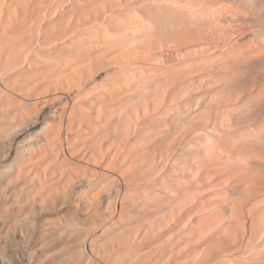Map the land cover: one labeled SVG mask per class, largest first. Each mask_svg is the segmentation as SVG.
<instances>
[{
	"label": "rangeland",
	"instance_id": "obj_1",
	"mask_svg": "<svg viewBox=\"0 0 264 264\" xmlns=\"http://www.w3.org/2000/svg\"><path fill=\"white\" fill-rule=\"evenodd\" d=\"M24 4L29 10L28 19L30 21L36 19L35 12L38 6L43 8V13H46L45 16L43 14L46 38H48L47 36L51 38L46 39L48 44L44 45V49L50 50L49 48L54 46V43L61 46L60 52L57 53L60 58H57L60 64L68 66L66 70L68 68L69 71L61 68L63 71L60 84L62 83L61 86L65 89H60L58 96L55 95L53 100L47 95L48 97H44L45 99L40 97L42 101L36 100V98L26 101L25 108L21 112L22 116H18L16 121H20L22 118L26 119L29 114H33L36 105H38L37 108L42 107L39 108L41 110L40 118L22 132L18 139L37 128L39 129L43 123H46L45 126H47L44 127V130L49 128L50 132L54 126H61L62 130L65 129L63 133H66L65 126L70 118L73 120L75 118L76 121H84L89 118L92 121H90L91 124L99 126V131L104 133L102 134L106 140H104V136L101 139L106 142L103 141L104 144L102 143L101 148H99L101 143H97L96 147H94V143L93 151L92 148H89L92 147L89 146L91 142L87 140L88 138L84 140L83 136L78 138L77 135L72 136V134L64 133V136L68 138H64V136L63 138L67 140L71 138L70 143L75 147H69L68 143L67 146L78 150L80 156H84V151L87 153L86 156L90 157V162L95 158L91 162L92 165L97 164L96 166L101 167L103 157H106L105 160L111 161L114 167L111 164L109 168H106L107 170L104 169V165L101 168L108 174V177H114L107 178L109 182L120 184L130 192L135 188L136 183H142L140 182L141 175L140 177L136 175L142 174L143 163L147 160L148 162L145 164L147 166L154 163V166H150L153 168L152 170L156 169L154 172L160 169L157 171L159 174L157 172L156 174L148 172V174L160 176L161 183L166 179L169 181L170 177L175 175L174 177H177L178 180L176 178L174 180L173 177L167 183H172V180L174 182L181 181L179 179L181 178L189 185V194L186 196L189 195L190 199L189 201L185 199L187 202L190 203L192 197L200 198L204 195L201 197V202L203 201L204 205V209H202L207 213H203L205 214L203 219L209 225L200 224L195 221V216L190 214V219L192 218L190 224L192 225L189 224L191 231L189 233H198V229L211 227L212 222H215L214 224L218 222L214 231L210 227L204 229L211 231L209 234L208 231L206 232L208 237H218L219 234L215 249L209 243L210 239L207 238L209 239V242L207 240L208 245L212 246L208 248L207 252H214V256L217 258H211V262L208 263L209 255H205L207 254L206 250L205 256L202 257H208V259H203L200 256L203 249L201 252L199 251L200 254L197 252L200 257L196 256V259L201 258L202 264L205 260V263L212 264L213 259V261L221 259L213 264L219 262L220 264H264V0H153V2L152 0H26ZM169 13L171 14L169 15ZM49 40H52V44ZM15 51L12 55L18 58V53ZM47 56L52 55H45V57ZM63 68L65 69L64 66ZM74 79L77 81L75 82ZM71 80L74 81L71 82ZM82 88H85L84 92H81V95L77 94ZM0 89H2L1 84ZM115 92H121V94ZM83 93L88 94L84 96ZM50 95L54 96L53 92ZM129 96L130 98H128ZM89 101L91 102L89 103ZM43 102L45 103L42 105ZM78 106H81V110L84 107L83 110L86 112L83 110L80 112ZM71 111L75 112V115ZM78 113L79 115H77ZM99 120L104 122V126ZM112 126L117 128L114 127V129ZM85 128L87 129V127ZM104 129L105 131H103ZM99 131H91L93 133V137H91L99 135ZM120 134L122 136L125 134L124 137L128 134L129 137H126L128 139L131 134L132 137L129 141L123 137L122 139ZM33 137L35 136L33 135ZM117 139L118 141H116ZM122 141L128 142L127 147L132 148L131 151L134 153L142 148L141 156L139 153L136 157L133 154L130 155V150L126 146L123 147ZM180 142L181 144H179ZM137 144L139 145L138 151L136 150ZM109 146L111 152L108 153ZM68 147L63 151L70 150ZM192 152L193 154H191ZM117 155L121 157L119 158ZM122 155L128 157L124 156L123 158ZM111 156H115V159ZM173 156L176 159L179 158L180 162L176 163V160H171L174 158ZM181 156L184 158L181 159ZM83 160L82 158L73 159L75 163L79 164L84 163ZM159 160L162 163L166 162L160 166ZM135 163L142 167H138L137 164L136 166ZM96 166L95 168H99ZM132 166L135 169L130 168ZM92 167L94 168V165ZM128 168H130L129 172L133 171L126 172ZM138 168H142V171L140 169L141 173ZM150 169L148 168L149 171ZM145 171V177L142 175L143 185L144 181L146 184L151 180L160 179L155 175L147 177L148 174L146 176ZM163 173L164 175H162ZM161 175L167 178L164 179ZM127 179L128 184L126 183ZM186 179L188 181H185ZM160 182L158 180L155 183ZM193 187L197 188L195 192L191 191ZM198 190L200 191L198 192ZM129 194L137 195L132 192ZM128 196L129 199H132L131 195ZM193 201L192 199L191 202ZM52 205L49 204L47 210L53 209L54 205ZM210 211L211 213H209ZM44 217V222L51 219L48 215ZM14 218L16 217L11 220L13 221ZM221 218L223 219L220 220ZM16 224L15 220L13 225ZM33 224L31 228L36 236L43 232L44 228L40 222ZM193 224L196 227H192L194 232L191 229ZM235 224L239 226L237 227ZM220 227L221 230H223L222 227L225 228L224 232L220 230ZM237 229H240L239 232ZM233 232L235 233L233 234ZM212 233H216V235H212ZM206 236L203 237L206 238ZM233 236L237 238V241ZM231 239L235 242H232ZM29 245L34 246L32 243ZM208 245L206 243L205 247L207 248ZM218 254L221 258H218ZM211 255L213 256L210 254V257H212ZM194 256L193 258H195Z\"/></svg>",
	"mask_w": 264,
	"mask_h": 264
},
{
	"label": "bare ground",
	"instance_id": "obj_2",
	"mask_svg": "<svg viewBox=\"0 0 264 264\" xmlns=\"http://www.w3.org/2000/svg\"><path fill=\"white\" fill-rule=\"evenodd\" d=\"M25 1L26 0H0V84L2 87V89H0V264H196V263L202 264V262H200L201 258L196 259V256L198 257L200 252L203 249H204L202 251L203 253L201 252L200 256L202 257L205 255L206 256L209 255L208 256L209 259H208V257L207 258L202 257L203 259H208L209 260L208 263L211 262V260H210L211 258H215V257L217 258V256H214V252L209 253L207 251H208V248L211 246V245H208L209 239H210L209 243L212 244L213 248L215 249V247H217L216 243L219 240V234H218V237L217 236H215V237L213 236L214 238L208 237L209 232H211L208 230L210 226L204 227V229L208 228L207 230L200 228V229H198V233H195L193 230L194 228H196L194 224H193V226H191V229H192V227H194L192 229L194 233L193 232H192L193 234L189 233V231H190L189 230V227H190L189 224L192 223V221H191L192 218L190 219V214L191 215L193 214L196 218L195 221H198L200 224H207V225H209V224L205 223V221H204L205 219H203V215H205L207 213L206 210H205L206 212L203 211L204 205H203V201L201 202V197L204 195L201 196L200 195L201 193H199V195L201 196L200 198L198 197L199 196L198 195L197 196L198 198L192 197V199L194 200L193 202H191L192 199L190 200V203L187 202L186 200L189 201V199H190L189 195L186 196L187 194H189L190 187H188L189 185L186 182H184L181 178H179L181 181L174 182L175 178L177 179V177H174L175 175H173L174 180H172L173 181L172 183H167V182H170V180L173 179V177H170L171 179L169 181H167V179H166L165 181H163L161 183L160 182L161 177L155 175L156 172L159 171L160 169H158L156 172H154L156 169L154 168V170H152L153 168H151L152 166H154V163H153V165L148 164V166H147V165H145L146 162H148L146 160L145 163H143V165H144L143 167L138 165L137 163H135V165L137 164L138 167L140 166L143 168L142 174L136 175L139 177L141 175L140 182L143 183L142 180H144V179L142 178V175H144V171L146 170L145 171L146 176H147L148 172H150L149 174H152V172L155 173L153 175L148 174L147 177L155 175L157 178L158 177L160 178V179H158L160 183H155V182H158V180L152 181L151 177H150L151 179H148V180H151L152 182L155 181L154 183H152L151 181L150 182L147 181L148 183L145 184V181H144V185H143L142 183H139L137 181L139 184L134 183L136 186L133 185V186H135V188L130 191L134 194H137V195H133V194H129L130 192H128V190H126L122 185L109 182V180H108L109 177H113V176L108 177V174L104 170H101L103 165H104V169H106L107 167L109 168L110 165L112 164L111 161L105 160L106 157L105 158L103 157L104 159L100 158L101 161L103 160V162L101 163L102 164L101 167L96 166L97 164L96 165L93 164L94 165V168H93L92 167L93 165L91 164V162H93L95 160V158L93 159V161L90 162V157L88 158L86 156L87 153H85L83 151L84 156H80L81 154H79L80 152H78V150L76 151V150L71 149V148L75 147V145H74L75 143L73 144L74 146H72L70 143L71 138H70V140L64 139L67 136L66 137L64 136L65 132L63 133V131L65 129L63 128L64 130H62L61 126H54V128L49 132V130H48L49 128H47V130H44L45 129L44 127H47V126H45L46 123L45 124L43 123L39 127V129L37 128L36 130H33V131L27 133L21 139H18L19 136L22 134V132L26 131L29 126H32L40 118L41 110H39V108H42V107L39 106V108H37L38 105H36L37 107H35L36 109H34L33 114L32 113L29 114V117L27 116L28 118L27 117H26V119L22 118V120H20L19 118H21V117H19L18 119L20 121H18V120L16 121L18 116H20V115L22 116L21 112H23V109L25 108L24 106L27 103L26 101L31 99V98H36V100L37 99L40 100L41 99L40 97L44 98V97H48V96L51 97V99L53 100V98H55V95H57L58 92H60L59 91L60 89L61 90L65 89L61 86L62 83L60 84V82H61L60 79L62 78L61 77L62 71L66 70V67H68L66 65L60 64V61L58 59L60 57L57 56V53L60 52L59 48H61V46L59 47L57 44L54 43V46L49 48L50 50L47 49V51H46L44 49V45L46 46V44H48L47 43L48 40H46V39H48L49 36H47L48 38H46L47 33H45L46 29H44V28H46L45 27L46 24L43 21V17L46 15V13L45 14L43 13V8L41 6H38V8L35 12L36 19H32V21H30L28 19V16H29L28 11L29 10L26 7V4H24ZM152 2H153V0H152ZM160 9H161V7H160ZM157 11H159V10H157ZM168 12H169V10H168ZM43 14H44V16H43ZM170 14L171 13H169V15ZM50 37H52V36H50ZM53 37H54V35H53ZM49 39H51V38H49ZM54 39H57V38H54ZM49 41L52 44V40H49ZM55 41H57V40H55ZM63 42H65V41H63ZM64 45L65 44H63V47H65ZM13 51L18 53V58H16L15 56L12 55ZM52 51H53V53H52ZM47 54L52 55V56H49V57L47 56L48 57L47 58V57H45V55H47ZM60 66H62V67H60ZM63 66L65 67V69L63 68ZM61 68L63 70H61ZM60 70H61V72H60ZM66 71H69L68 68ZM80 75H82V74H80ZM63 77H64V75H63ZM64 79L67 80V78H64ZM74 80H71V82ZM76 81L77 80H75V82ZM91 84H92V82H91ZM130 84H132V83H130ZM65 86H67V85H65ZM67 87H69V86H67ZM84 90H85V88H82L81 90L78 91L77 94L81 95V92H84ZM105 90H107V89H105ZM113 90H111L112 93H113ZM145 90H147V89H145ZM51 92H53L54 96L50 95ZM121 92L120 93L118 92V93L121 94ZM137 92H138V90H137ZM88 93H90V92H88ZM88 93H83V94L85 96V94H88ZM115 93H117V92H115ZM127 93H129V92H127ZM143 93H146V91L145 92L143 91ZM143 93H140V94H143ZM146 94H148V93H146ZM94 95H95V93H94ZM105 96H107V95H105ZM114 96H116V95H114ZM82 97H83V95H82ZM98 97L100 98V96H98ZM108 97H110V96H108ZM88 98H89V96H88ZM128 98H130V96ZM101 99L103 100V98H101ZM40 101H42V100H40ZM45 102L47 103V101H45ZM45 102H43L42 105ZM90 102L91 101H89V103ZM101 103H103V101H101ZM81 106L77 107V108H79L78 110H81ZM82 108L84 109V107H82ZM106 108H107V106H106ZM82 110L80 112H82ZM88 110H90V109H88ZM83 111H85V110H83ZM97 111H98V109H97ZM72 112L73 111H71V113ZM106 112H108V111H106ZM79 113L77 115H79ZM72 114L75 115V112ZM74 115H73V117H74ZM103 115H105V114H103ZM85 118H86V116H85ZM97 118H98V116H97ZM122 118H123V116H122ZM90 121L91 120L89 118L84 120V121H82V120L76 121L75 118H74V120L72 118H70L67 121L66 126L65 125L64 126L66 128V133L72 134V136L77 135L78 138H79V136H83V139L85 138L84 140H86V138H88L87 140L91 142V144L88 142L89 146H92L89 148L90 149L92 148L94 151V149H95L94 147L97 146V143H101L100 145L98 144L99 148H101V145L104 144L103 141L106 140V138L103 135L104 133L102 132L103 133L102 134L101 131H99V129H98L99 126H97V127H96V125L94 126L93 124H91L92 121L91 122ZM103 123H102V125L104 126ZM107 123H109V122H107ZM47 124H49V123H47ZM99 125H101V124H99ZM102 125H101V127H102ZM113 125H114V123H113ZM49 126H50V124H49ZM92 126H94V127H92ZM108 126L110 127V125H108ZM127 126H125V127H127ZM135 126H137V125H135ZM85 127H87L88 130ZM140 127H142V126H140ZM115 128H117V127H115ZM105 129L103 131H105ZM90 130L91 131L97 130L100 132V134L98 133L99 135L94 136V138H92L93 133ZM140 130H139V133H140ZM127 132L128 131L126 129V133ZM200 133H202V132L200 131ZM128 134L125 137H124V135L122 136L120 134L121 135L120 137L121 138L123 137L126 140H129L132 137V134H131V137L129 139L126 138V137H129ZM198 134H199V132H198ZM33 135L35 137H33ZM63 136H64V138H63ZM102 136H104L103 141L101 139ZM142 137H144V136H142ZM149 137H150V135H149ZM138 138H139V136H138ZM197 138H195V139H197ZM201 138H202V136H201ZM100 139L102 142L100 141ZM125 139H124V141H126ZM132 140H133V138H132ZM116 141H118V139ZM104 142H106V141H104ZM110 142H112V141H110ZM114 142H115V140H114ZM67 143H68V146L71 148H69L67 146ZM94 143H95V145L93 147ZM127 143H124L122 141L123 147H125V146L127 147V145H128ZM134 143H135V141H134ZM138 144H137V149L134 148L137 151H138V146H139ZM173 144H175V143H173ZM179 144H181V142ZM140 145H141V143H140ZM67 147L70 150L66 149L67 150V151L65 150L66 152L63 151ZM144 147H145V145H144ZM167 147H168V145H167ZM179 147H181V146H179ZM193 147H194V145H193ZM127 148L130 151L133 150L132 148H129V146ZM154 148H155V146H154ZM184 148H185V146H184ZM123 149L120 148V150H123ZM139 149L142 150V148H139ZM148 149H150V148H148ZM182 149H183V147H182ZM108 150H110V151H108V153L111 152L110 146L108 147ZM141 150H139L138 152H135L136 155H135L134 151H131V152L129 151V153H131L130 155L133 154L136 157L138 155V153L140 154ZM112 151H113V149H112ZM124 151H125V149H124ZM100 152L102 153V150ZM180 152H181V150H180ZM95 153H97V152L95 151ZM108 153H106V154H108ZM93 154H94V152H93ZM100 154H98V155H100ZM126 154H128V152H126ZM191 154H193V152ZM76 155H78V156H76ZM165 155H163V156H165ZM178 155H179V153H178ZM186 155H188V154L186 153ZM95 156H97V155H95ZM95 156H92V157H95ZM124 156H126V155H124ZM124 156L122 155L123 158H124ZM139 156H141V154ZM152 156H154V155H152ZM169 156H171V155H169ZM175 156H173L174 158H172L171 160L174 159L173 161L176 160V163H177V161H179V158L176 159ZM107 157H109V156H107ZM111 157H113V156H111ZM118 157L120 158L121 156H118ZM126 157H128V156H126ZM131 157H133V156H131ZM177 157H180V156H177ZM189 157H191V155H189ZM78 158L84 159L83 160L84 163L79 164V163H75V161H73V159H78ZM113 158L115 159V156ZM144 158L145 157L143 156V159ZM182 158H184V157L181 156V159ZM166 159H168V158H166ZM127 160H128V158H127ZM137 160H139V159H137ZM153 160L155 161V158ZM160 160L158 161L159 163L161 162ZM98 161H99V159L97 160V163H98ZM114 161H113V163H114ZM118 161H119V159H118ZM156 161H157V159H156ZM89 162H90V164H89ZM128 162H129V160H128ZM141 162H142V160H141ZM165 162L166 161H164L163 163L161 162L160 166H161V164H165ZM95 166L99 167V168H95ZM111 166H113V164ZM134 166H132L130 168L135 169ZM145 166H147L149 169L151 168L150 171ZM167 167H165V168L167 169ZM193 167H194V165H193ZM118 168H119V166H118ZM123 168H125V167H123ZM130 168H128L127 170L126 169H124V170H126V172H127ZM142 168H138V170L140 171V169H141V171H142ZM144 168H147V169H144ZM168 168H171V167H168ZM181 169H182V166H181ZM120 170H121V168H120ZM116 171L119 172L118 170H116ZM132 171L130 170V172H132ZM136 171H137V167H136ZM141 171H140V173H141ZM184 171H185V168H184ZM123 172H125V171H123ZM122 174L124 175V173H122ZM157 174H159V173L157 172ZM162 175H164V173ZM143 177H145V175ZM147 177H146V180H147ZM162 178L165 179L167 177L162 176ZM132 179H135V178H132ZM168 179H169V177H168ZM183 179H185V178H183ZM197 180H198V178H197ZM185 181H188V180L186 179ZM193 181H195V180H193ZM127 182H128V179L126 180V183ZM129 182H131V181H129ZM191 189H193V190H191L192 192L193 191L195 192V190H197L196 187H193ZM191 191H190V193H191ZM199 191L200 190H198V192ZM128 195H131L132 199H129ZM193 196H194V194H193ZM195 196H196V194H195ZM222 200H223V198H222ZM219 201H220V199H219ZM204 202H206V201L204 200ZM49 204L54 205L53 209L50 207L51 209L47 210V207L49 208ZM213 205H215V204H213ZM216 207H215V210H217ZM211 209H213V208H211ZM212 211H214V210H212ZM242 211H239V212H242ZM203 213H205V214H203ZM209 213H211V211ZM209 213H208V215H209ZM47 215L50 216L51 219L44 222V220H45L44 216H47ZM52 216H53V218H52ZM13 217L18 218V219L14 218L17 222L16 225H13L15 223V220L14 219H13V221L11 220V218H13ZM50 217H48V218H50ZM225 217H226V215H225ZM204 218H206V217L204 216ZM222 219L223 218H221L220 220H222ZM37 220H40V221H37ZM46 220H47V218H46ZM218 220H219V218H218ZM207 221H208V219H207ZM214 221H215V219H214ZM34 222H37V224H39V222H40L44 228L43 232L42 233L39 232L40 234L37 236H36V233H34V230L31 228V227H33L31 225H34L33 224ZM214 223L215 222L211 223L210 228H213L212 231H214L215 225L218 222H216V224H214ZM221 223H223V222H221ZM224 223H226V222H224ZM212 224L214 225L213 227H212ZM190 225H192V224H190ZM221 225H223V224H221ZM217 226H216V228H217ZM222 228H223V230L225 229L224 227H222ZM220 230H221V227H220ZM223 230H221V231L224 232ZM239 230H238V232H239ZM206 232L208 234H206ZM227 233H228V231H227ZM234 233L235 232H233V234ZM37 234H38V231H37ZM206 235H208V236H206ZM212 235H216V233L215 234L212 233ZM203 236H206V238H204ZM202 237H203V239H202ZM207 238H209V239H207ZM233 238H234V236H233ZM35 239H37V240H35ZM204 239H206V240H204ZM194 240H196V241H194ZM207 240H208V242H207ZM251 240H252V238H251ZM231 241L235 242V241H233V239H231ZM236 241H237V238H236ZM238 241H240V240H238ZM194 242H195V244H193ZM31 243L34 244L33 247H31L29 245ZM206 243L208 245L207 248L205 247ZM22 244H24V245H22ZM201 244H203V245L201 246ZM236 245H238V244H236ZM263 245H264V243H263ZM203 246H204V248H203ZM201 247H202V249H201ZM205 250H206L207 254H205ZM209 250L211 251V248ZM197 252H199V254ZM233 252H234V250H233ZM210 254H213L214 257L212 255H211L212 257H210ZM238 255H240V254H238ZM193 256L195 258H193ZM218 258H221V257H219V254H218ZM197 260H199V262H197ZM213 260H212V264H213V262L220 261L221 259H218V260L215 259V261H213ZM205 261L203 262V264L205 263ZM205 264H207V263H205ZM215 264H217V263H215ZM218 264H220V262Z\"/></svg>",
	"mask_w": 264,
	"mask_h": 264
}]
</instances>
